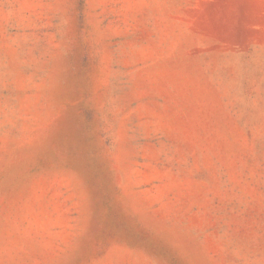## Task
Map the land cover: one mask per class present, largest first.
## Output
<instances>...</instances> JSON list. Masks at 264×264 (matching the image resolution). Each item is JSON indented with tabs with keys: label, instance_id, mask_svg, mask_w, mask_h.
<instances>
[{
	"label": "rangeland",
	"instance_id": "1",
	"mask_svg": "<svg viewBox=\"0 0 264 264\" xmlns=\"http://www.w3.org/2000/svg\"><path fill=\"white\" fill-rule=\"evenodd\" d=\"M0 264H264V0H0Z\"/></svg>",
	"mask_w": 264,
	"mask_h": 264
}]
</instances>
